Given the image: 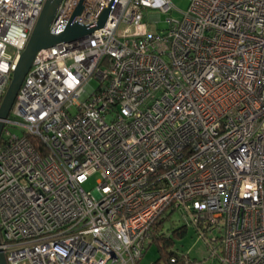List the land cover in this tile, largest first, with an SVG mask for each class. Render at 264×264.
I'll use <instances>...</instances> for the list:
<instances>
[{
	"label": "built area",
	"instance_id": "2783aa9c",
	"mask_svg": "<svg viewBox=\"0 0 264 264\" xmlns=\"http://www.w3.org/2000/svg\"><path fill=\"white\" fill-rule=\"evenodd\" d=\"M45 1L0 0V104ZM79 2L61 0L52 32ZM174 7L117 0L102 27L37 51L0 139L8 264H142L174 214L205 251L169 247L171 262L264 264V0H189L149 29L146 9Z\"/></svg>",
	"mask_w": 264,
	"mask_h": 264
},
{
	"label": "water",
	"instance_id": "95a60500",
	"mask_svg": "<svg viewBox=\"0 0 264 264\" xmlns=\"http://www.w3.org/2000/svg\"><path fill=\"white\" fill-rule=\"evenodd\" d=\"M117 0H113L110 5L102 12L99 20L90 25H83L76 20L77 15L82 11L84 0H80L75 8L66 29L56 34L50 30L51 21L61 0H46L41 14L32 31L29 41L21 52L20 57L13 69L12 80L0 104V139L4 128V119L8 116L18 91L32 66L34 57L38 50L55 45L61 41H69L80 35L92 33L94 30L102 27ZM1 244V236H0ZM0 264H8L4 251L0 248Z\"/></svg>",
	"mask_w": 264,
	"mask_h": 264
},
{
	"label": "rangeland",
	"instance_id": "374dc122",
	"mask_svg": "<svg viewBox=\"0 0 264 264\" xmlns=\"http://www.w3.org/2000/svg\"><path fill=\"white\" fill-rule=\"evenodd\" d=\"M175 5L174 9L171 12H160V20L155 22L150 17L152 14L158 13L153 9H146L145 11V22L151 30L161 31L169 27L170 22L169 18L181 19L183 16V11H185L189 6V0H173ZM91 84L95 86L97 84L96 80H92ZM100 179V173H94L88 177L84 183V187L87 190H92L98 184ZM186 222L181 218V216L174 214L163 226L166 234H171L172 244L169 247L177 251H189L192 258H200L205 247L203 241L198 238L197 232L193 226L188 227L187 232L184 236H180L175 233V230L183 225ZM161 258V251L157 243L153 242L150 245L144 255L142 264H151Z\"/></svg>",
	"mask_w": 264,
	"mask_h": 264
},
{
	"label": "trees",
	"instance_id": "16d2710c",
	"mask_svg": "<svg viewBox=\"0 0 264 264\" xmlns=\"http://www.w3.org/2000/svg\"><path fill=\"white\" fill-rule=\"evenodd\" d=\"M186 232L187 229L185 227H180L175 230V233L180 236H184ZM152 241L158 244L161 251V258H159L158 261H155L156 264H185L183 259L181 258L178 259L176 262H171L170 260L171 252L168 251L169 246L173 243L171 240L154 234Z\"/></svg>",
	"mask_w": 264,
	"mask_h": 264
}]
</instances>
